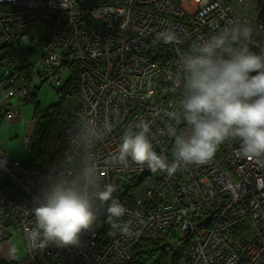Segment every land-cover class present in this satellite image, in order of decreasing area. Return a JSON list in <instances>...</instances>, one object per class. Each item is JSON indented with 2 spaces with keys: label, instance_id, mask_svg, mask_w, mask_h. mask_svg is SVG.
Returning <instances> with one entry per match:
<instances>
[{
  "label": "built area",
  "instance_id": "1",
  "mask_svg": "<svg viewBox=\"0 0 264 264\" xmlns=\"http://www.w3.org/2000/svg\"><path fill=\"white\" fill-rule=\"evenodd\" d=\"M263 9L264 0H0V63L10 62L18 35L46 22L43 53L33 70L40 68L54 81L65 65L80 69V107L66 120L62 137L49 127L39 161L10 158L0 142V240L11 235L10 227L22 233L26 253L18 264H129L146 240L178 242V264H264V158L237 154L240 142L230 139L208 162L179 163L172 175L131 158L115 159L123 135L138 131L135 125L144 120L150 122L153 150L176 161L175 138L166 129L171 124L179 134L188 126L165 112L180 111V56L237 23L252 27L251 50H264ZM167 29L177 40L168 43L172 52L165 60L152 42ZM14 69L9 65L0 76L7 102L2 121L21 114L13 97L24 102L29 96L26 80ZM89 120L113 125L95 154L101 185H114L113 198L127 209L117 222L128 230L113 229L103 239V205L79 243L41 249L28 238L34 208L72 151L70 141L87 130ZM24 141L30 150L35 139L25 135Z\"/></svg>",
  "mask_w": 264,
  "mask_h": 264
},
{
  "label": "clouds",
  "instance_id": "2",
  "mask_svg": "<svg viewBox=\"0 0 264 264\" xmlns=\"http://www.w3.org/2000/svg\"><path fill=\"white\" fill-rule=\"evenodd\" d=\"M252 36V27L237 23L192 45L180 56L177 83L184 92L180 111L165 112L169 119L183 120L188 126L179 134L171 124L166 129V134L175 138V162L169 163L153 150L150 122L144 120L135 125L138 131L123 135L115 159L127 163L131 158L153 172L164 170L172 175L179 163L208 162L230 139L240 142L237 154L264 158V50H251ZM158 39L169 43L177 36L167 29ZM89 121L87 130L70 141L72 151L34 208L35 227L28 238L41 249L50 243H79L80 235L93 228L103 205H107L111 228L128 230L117 222L127 209L113 198L114 185H101L95 154L96 145L113 125L108 120L102 124Z\"/></svg>",
  "mask_w": 264,
  "mask_h": 264
},
{
  "label": "trees",
  "instance_id": "3",
  "mask_svg": "<svg viewBox=\"0 0 264 264\" xmlns=\"http://www.w3.org/2000/svg\"><path fill=\"white\" fill-rule=\"evenodd\" d=\"M106 2H111V0H106ZM190 19V17H188ZM261 22L264 24V9L261 11L260 16ZM46 25V33L44 35L43 41L45 42L47 36V28L49 26L48 23ZM39 24L31 27L27 33H29L33 28L37 27ZM27 33H21L18 35L17 39L19 41V46L16 47L15 51L19 48L20 53V64L17 65V68L14 69L15 72H20L19 77L24 78L27 82V86L29 88V96L24 100V102L18 101L19 104L17 105L20 107V111L22 110L23 105L30 100L36 101L33 121H34V145L30 150H28L29 154L25 155L24 159L30 162L39 161L38 157L44 151L43 145V138L45 133L49 132V127H54L57 131L56 134L59 137H62L63 131L66 120L72 116V112L76 109L78 110L80 107V69L78 64H68L65 65L60 71L57 80H50L53 82H60V85L57 88V92L60 96V100L56 103L48 105V107L42 109L40 106V101L36 100L37 98V90L39 89L40 85H33L36 75L34 73L33 67L34 65L30 62H27L28 55L32 48H26L24 42L22 41L23 35ZM153 46L156 49H161L159 56L163 55L164 59L167 60L168 57L171 55L170 46L168 43L162 42L154 38ZM14 51V53H15ZM42 53H43V46H42ZM158 56V55H156ZM14 57V56H13ZM65 69L69 70L67 75L63 74ZM38 74L45 76L38 68ZM63 75L65 78H62ZM47 77V76H46ZM48 78V77H47ZM31 81V84L29 83ZM57 84V83H56ZM34 88H33V86ZM6 92L3 89H0V122L5 113V104L7 103ZM16 98V97H13ZM12 98V99H13ZM11 99V104L13 105V101ZM21 102V104H20ZM100 222L102 224V236L103 239H106L109 234L113 231L111 225L107 222V205L100 210ZM7 239V238H6ZM181 248L178 246L174 249L172 243H165V241H154V240H146L141 241L138 246L134 249L131 261L129 264H178L181 258ZM25 256V255H24ZM23 256V257H24ZM12 258L11 260H5L0 257V264H18V262L23 258Z\"/></svg>",
  "mask_w": 264,
  "mask_h": 264
},
{
  "label": "rangeland",
  "instance_id": "4",
  "mask_svg": "<svg viewBox=\"0 0 264 264\" xmlns=\"http://www.w3.org/2000/svg\"><path fill=\"white\" fill-rule=\"evenodd\" d=\"M159 28L165 29L164 25L159 24ZM46 33L45 23L39 24L37 27L33 28L29 33L23 35L22 41L26 48H32L28 55L27 62L38 66L40 58L42 56V46L44 44L43 38ZM19 50V48H18ZM11 56L10 62L8 63L7 58L0 63V76L4 75L8 66L13 69L15 65L20 64V53L19 51ZM14 56V57H13ZM38 68L34 69L36 78L33 85H37L39 89L37 90V99L40 101V106L42 109L48 107V105L56 103L60 100V96L57 92L58 86L55 82L51 81L50 78L42 76L37 73ZM69 73L68 69L63 71V74L67 75ZM62 78H65L61 75ZM31 84V81H29ZM32 85V86H33ZM34 88V86H33ZM14 107H16L19 102L16 98L12 99ZM36 101H27L21 110L20 115H16L9 120H3L0 127V142L5 153L14 159L22 160L25 155H28V147L25 145L24 137L25 135H34V121L33 115L35 110ZM11 235L5 239L9 250L12 251L14 257L19 258L25 255L26 246L25 240L21 232L9 228ZM3 240V241H5ZM174 249L178 247V242L173 243Z\"/></svg>",
  "mask_w": 264,
  "mask_h": 264
},
{
  "label": "crops",
  "instance_id": "5",
  "mask_svg": "<svg viewBox=\"0 0 264 264\" xmlns=\"http://www.w3.org/2000/svg\"><path fill=\"white\" fill-rule=\"evenodd\" d=\"M8 248L9 246L7 245L6 240L5 241L0 240V257L9 261L12 258H16V257H14L12 251L9 250Z\"/></svg>",
  "mask_w": 264,
  "mask_h": 264
}]
</instances>
